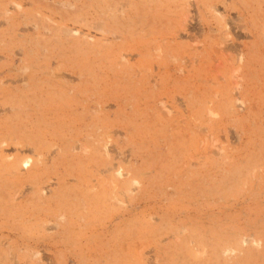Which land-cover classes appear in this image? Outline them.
Wrapping results in <instances>:
<instances>
[{
	"label": "rangeland",
	"instance_id": "rangeland-1",
	"mask_svg": "<svg viewBox=\"0 0 264 264\" xmlns=\"http://www.w3.org/2000/svg\"><path fill=\"white\" fill-rule=\"evenodd\" d=\"M0 264H264V0H0Z\"/></svg>",
	"mask_w": 264,
	"mask_h": 264
}]
</instances>
